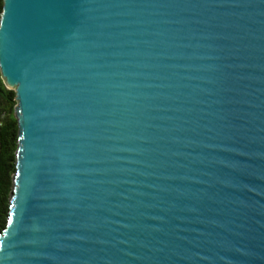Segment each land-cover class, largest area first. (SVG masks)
<instances>
[{
	"label": "water",
	"instance_id": "obj_1",
	"mask_svg": "<svg viewBox=\"0 0 264 264\" xmlns=\"http://www.w3.org/2000/svg\"><path fill=\"white\" fill-rule=\"evenodd\" d=\"M2 1L0 264H264V0Z\"/></svg>",
	"mask_w": 264,
	"mask_h": 264
},
{
	"label": "trees",
	"instance_id": "obj_2",
	"mask_svg": "<svg viewBox=\"0 0 264 264\" xmlns=\"http://www.w3.org/2000/svg\"><path fill=\"white\" fill-rule=\"evenodd\" d=\"M3 1L0 0V13ZM14 90L6 87L0 74V233L9 217L12 176L15 171L18 124L14 116Z\"/></svg>",
	"mask_w": 264,
	"mask_h": 264
}]
</instances>
